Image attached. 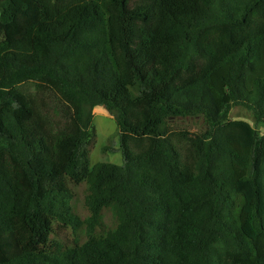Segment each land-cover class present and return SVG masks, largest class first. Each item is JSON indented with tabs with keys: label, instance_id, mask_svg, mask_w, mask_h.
<instances>
[{
	"label": "trees",
	"instance_id": "obj_1",
	"mask_svg": "<svg viewBox=\"0 0 264 264\" xmlns=\"http://www.w3.org/2000/svg\"><path fill=\"white\" fill-rule=\"evenodd\" d=\"M234 107L264 126V0L0 1V264H264ZM96 108L145 148L90 168Z\"/></svg>",
	"mask_w": 264,
	"mask_h": 264
},
{
	"label": "rangeland",
	"instance_id": "obj_2",
	"mask_svg": "<svg viewBox=\"0 0 264 264\" xmlns=\"http://www.w3.org/2000/svg\"><path fill=\"white\" fill-rule=\"evenodd\" d=\"M33 20L30 12L23 15V23L25 26L32 24L34 22ZM12 36V28H9L8 37L11 38ZM229 118L231 120L247 122L260 134H264V126H256L251 112L242 107L232 108ZM169 124L176 133L184 131L189 136L203 132L206 129L205 120L200 116L177 118ZM174 141H178L180 145H185V140L182 136H174ZM146 145L147 140H137L127 136L120 138L117 135L115 121L102 108L93 110L92 131H90L88 144L90 168L98 163L121 165L123 146H127L131 151L138 153Z\"/></svg>",
	"mask_w": 264,
	"mask_h": 264
},
{
	"label": "water",
	"instance_id": "obj_3",
	"mask_svg": "<svg viewBox=\"0 0 264 264\" xmlns=\"http://www.w3.org/2000/svg\"><path fill=\"white\" fill-rule=\"evenodd\" d=\"M0 1H2V0H0Z\"/></svg>",
	"mask_w": 264,
	"mask_h": 264
}]
</instances>
